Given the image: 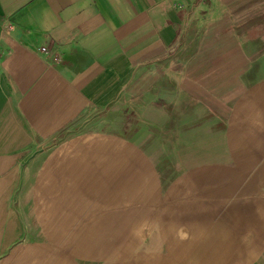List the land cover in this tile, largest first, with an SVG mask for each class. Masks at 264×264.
Returning <instances> with one entry per match:
<instances>
[{"label":"crops","instance_id":"1","mask_svg":"<svg viewBox=\"0 0 264 264\" xmlns=\"http://www.w3.org/2000/svg\"><path fill=\"white\" fill-rule=\"evenodd\" d=\"M54 143L71 199L195 221L151 252L214 247L235 198L264 185V0H0V197ZM23 236L0 213V264L26 259ZM250 243L224 264H250Z\"/></svg>","mask_w":264,"mask_h":264},{"label":"rangeland","instance_id":"2","mask_svg":"<svg viewBox=\"0 0 264 264\" xmlns=\"http://www.w3.org/2000/svg\"><path fill=\"white\" fill-rule=\"evenodd\" d=\"M41 157L46 161L41 173L30 174L29 180H20V174L16 175L13 184L14 180L20 181L19 187L2 190L0 197V213L9 219L11 228L24 232L25 238L16 242L12 250L31 245L20 264H224L237 257V253L230 252L243 247L245 241H251V247L259 251L254 259L249 255L250 264H264V185L244 190V196L235 198L237 204L231 206L232 215L228 208L229 213L222 217L225 221L217 222L221 236L213 238L215 246L199 247H207L205 253L197 254L194 243L181 245L177 248L180 252L158 253L151 249L158 246L161 239L153 235L176 224L192 226L195 221L131 220L126 218L130 213H136L138 218H151L159 207H140L131 212L128 206L119 207L122 210H115L110 204L88 206L87 195L96 192L89 189L84 193L73 191L71 199L72 191L65 190L64 144L46 146ZM50 166L53 171L57 170L56 174H50ZM53 181L56 188L52 186ZM247 193L255 196L247 198ZM160 211L165 212L164 208ZM120 214L126 216L119 220ZM187 239V236L181 238V242ZM34 249L38 250L34 253ZM215 250L223 252L214 253Z\"/></svg>","mask_w":264,"mask_h":264},{"label":"water","instance_id":"3","mask_svg":"<svg viewBox=\"0 0 264 264\" xmlns=\"http://www.w3.org/2000/svg\"><path fill=\"white\" fill-rule=\"evenodd\" d=\"M41 152H42L41 150H38V151L34 152V153L32 154V156H31L29 159H27L26 163H27L29 160H31L33 157H35L36 155H38L39 153H41Z\"/></svg>","mask_w":264,"mask_h":264},{"label":"built area","instance_id":"4","mask_svg":"<svg viewBox=\"0 0 264 264\" xmlns=\"http://www.w3.org/2000/svg\"><path fill=\"white\" fill-rule=\"evenodd\" d=\"M40 52H45V48L42 47V48L40 49Z\"/></svg>","mask_w":264,"mask_h":264}]
</instances>
